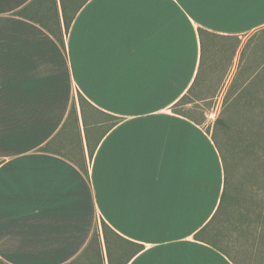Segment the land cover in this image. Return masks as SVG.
<instances>
[{
	"label": "crops",
	"instance_id": "1",
	"mask_svg": "<svg viewBox=\"0 0 264 264\" xmlns=\"http://www.w3.org/2000/svg\"><path fill=\"white\" fill-rule=\"evenodd\" d=\"M33 1L0 0V262L234 264L197 237L224 188L217 145L174 107L215 71L210 39L235 40L225 77H264L238 68L262 55L264 0H57L64 47L16 14Z\"/></svg>",
	"mask_w": 264,
	"mask_h": 264
},
{
	"label": "rangeland",
	"instance_id": "2",
	"mask_svg": "<svg viewBox=\"0 0 264 264\" xmlns=\"http://www.w3.org/2000/svg\"><path fill=\"white\" fill-rule=\"evenodd\" d=\"M59 1L62 8L63 2ZM254 40L263 48V56L249 62L243 55L238 68L243 67L247 72L260 68L264 62V32ZM234 44V39H210L207 46L214 47L215 71L199 77L174 111L199 122L215 138L225 158L229 192L234 198L238 197V202L234 199L230 205L228 203L231 216L224 217L223 222L214 227L215 232L211 230L212 233H206L203 238L223 250L234 264H264V223L254 227L253 214L264 203V136L256 140L250 130L257 131V125L247 121L250 110L264 113V77H225V65L229 66ZM77 100L80 104V99ZM64 137L57 149L63 154L77 152L76 131L72 125L68 126ZM238 213L249 215L248 228Z\"/></svg>",
	"mask_w": 264,
	"mask_h": 264
},
{
	"label": "trees",
	"instance_id": "3",
	"mask_svg": "<svg viewBox=\"0 0 264 264\" xmlns=\"http://www.w3.org/2000/svg\"><path fill=\"white\" fill-rule=\"evenodd\" d=\"M34 3H38V8H39V15H34L35 17H32L31 15H27L28 14V9L31 7V5ZM32 3H30L29 5H27L26 7H24L22 10L18 11L16 14H18L19 16L25 17L26 16L28 18H31V20L36 21L38 24H40L41 26H43L45 29H47L52 36H54V38L57 40V42L64 47V41H63V33L60 30V22H59V17H58V7H57V0H34ZM63 8V6H62ZM63 10V9H62ZM70 22L71 19L67 18L66 15L63 13V23H64V29L65 31H67L69 29L70 26ZM191 91V89H190ZM189 91V92H190ZM188 92V94H189ZM186 96V95H185ZM185 96H183L180 100L184 99ZM80 101L82 102L83 99L81 97H79ZM179 100V101H180ZM80 102V103H81ZM177 105V104H176ZM175 105V106H176ZM250 116V117H249ZM74 123V127L77 128V117H76V112H75V105L73 104L70 110V113L68 115V121L70 120ZM248 124L251 125H257L258 130L257 131H252L250 130V132H254L252 134L255 135L256 140H262L263 136H264V113L261 114H256L255 112L251 111L248 113ZM218 124H221L220 121H218ZM212 138L214 139L218 151L220 153L221 159H222V163H223V167H224V175H225V179H224V188H223V192L221 195V200H220V204L215 212V214L212 216V218L210 219V221L204 226V228L201 229V231L197 234V237L201 238V240H203L204 242H206L207 244L211 245L212 247L216 248L217 250L225 253L223 250H221L220 248H218L216 245H214L213 243L205 240L203 238V236L210 232V233H214V227L221 224L223 222V218L224 217H228L231 216V213L228 210V203L230 205V203L232 202V200L235 199V202H238V197L234 198L233 195L229 192L228 189V179H227V168H226V163H225V158L223 156V154L220 151V148L215 140V138L212 136ZM85 171V170H84ZM264 203H262L260 205V207H258V210H254L253 214L255 215V220H254V227H257L260 222L264 223V207H263ZM236 214V213H235ZM241 216L242 218V223L243 224H247V228L249 226V215L247 213H238V217ZM252 223V222H251ZM101 228L103 233L105 232V229L107 228L103 223L101 224ZM212 230V232H211ZM97 236V233L94 232L93 234V239H95ZM216 236H218V234H216ZM226 254V253H225ZM227 255V254H226ZM233 262V261H232ZM0 264H3L2 262H0Z\"/></svg>",
	"mask_w": 264,
	"mask_h": 264
}]
</instances>
